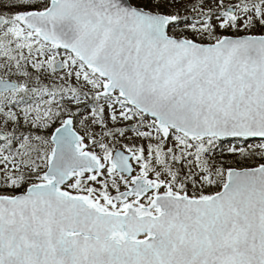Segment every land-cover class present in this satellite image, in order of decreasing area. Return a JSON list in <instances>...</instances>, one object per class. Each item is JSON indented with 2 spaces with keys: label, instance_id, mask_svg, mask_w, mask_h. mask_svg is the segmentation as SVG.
Listing matches in <instances>:
<instances>
[{
  "label": "snow or ice",
  "instance_id": "obj_1",
  "mask_svg": "<svg viewBox=\"0 0 264 264\" xmlns=\"http://www.w3.org/2000/svg\"><path fill=\"white\" fill-rule=\"evenodd\" d=\"M0 264H264V0H0Z\"/></svg>",
  "mask_w": 264,
  "mask_h": 264
}]
</instances>
